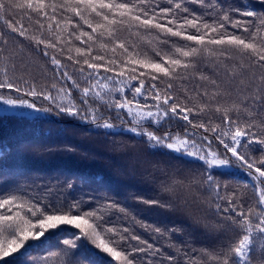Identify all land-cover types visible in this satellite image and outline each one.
I'll use <instances>...</instances> for the list:
<instances>
[{
  "label": "snow or ice",
  "instance_id": "snow-or-ice-1",
  "mask_svg": "<svg viewBox=\"0 0 264 264\" xmlns=\"http://www.w3.org/2000/svg\"><path fill=\"white\" fill-rule=\"evenodd\" d=\"M191 2L207 11L198 14L186 6V0H0V20L8 30H0V104L56 110L103 130L117 125L101 109H115L126 130L149 147L203 162L207 170L203 182L217 201L226 200V206L215 203V215L221 219L205 226L224 240L219 251L201 250L207 261L193 257L190 264H253L258 242L264 256V155L254 158L248 152L252 144L264 146V12L250 4L225 9L219 0ZM17 14L20 19L9 18ZM24 17L38 25L39 35L29 33ZM44 20L49 21L46 28ZM12 33L33 41L38 51L43 45L54 73L50 85L17 72L18 52L7 49V36ZM74 41L79 45L73 49ZM142 45L152 47L145 50ZM204 63L212 66L213 76L200 71ZM194 78L204 83L191 94L185 88L183 98H178L174 81ZM73 91L79 93L78 100ZM37 100L46 101L48 107H38ZM213 114L219 115V123ZM177 119L186 122L183 135L157 134L164 123ZM213 140L223 146L222 153L213 148ZM10 158L11 152L0 145V174ZM234 166L246 170L254 182L257 200L247 210L235 193L220 195L221 184L212 174L214 169L224 174ZM198 182L193 180L189 187ZM162 188L173 190L172 185ZM143 202L171 207L159 200ZM103 221L101 209L82 211L80 201L63 208L37 203L21 189L0 193V264H17V257L32 248L31 242L46 239L51 230L64 231L61 226L78 230L62 241L67 248H78L82 238L91 242L93 247L84 255L89 264H100L99 252L111 258L107 264H135L133 253L153 250L139 236H124ZM155 231L161 233L160 228ZM129 240L146 247L128 251L124 245ZM159 253L156 248L150 254Z\"/></svg>",
  "mask_w": 264,
  "mask_h": 264
},
{
  "label": "trees",
  "instance_id": "trees-1",
  "mask_svg": "<svg viewBox=\"0 0 264 264\" xmlns=\"http://www.w3.org/2000/svg\"><path fill=\"white\" fill-rule=\"evenodd\" d=\"M262 2L264 0H219L225 9L250 4L257 12H264ZM186 6L198 14L207 11L191 0H186ZM234 16L238 18L237 14ZM9 18L18 20L20 15H10ZM22 22L30 34H40L34 21L24 17ZM48 22L43 21L45 28ZM0 30L8 31L2 20ZM44 35L49 38L46 31ZM51 38L54 40V37ZM7 39V49L18 52L17 72L29 74L41 85H50L54 73L49 59L43 55V45L38 51L33 41L14 33L9 34ZM78 45L79 42L74 41L73 49ZM151 47L142 45L145 50ZM48 51L53 52L52 49ZM59 58L71 66L64 56ZM199 69L213 76L210 64H201ZM203 83L198 78L177 80L174 81L173 91L178 98H183L185 88L191 94L197 84ZM72 94L79 99L77 91ZM128 95L131 96L130 93ZM36 104L48 107L46 101L37 100ZM5 107L0 104V111ZM101 111L106 116L110 115L117 127L97 129L78 118L58 115L56 110L46 112L43 117L0 113V145L11 152V158L5 162L3 174H0V193L21 189L37 203L67 208L80 201L82 211L101 209L103 222L108 227H115L124 236H139L154 246L149 253H133L135 264H190L193 257L197 261H207L201 250L219 251L224 237L205 225H213L221 219L215 215V203L226 206V200L217 201L215 193L208 190L203 182L207 175L203 162L167 149L151 148L144 139L126 130L127 125L116 118L115 109L108 111L102 108ZM213 120L219 123V115L213 114ZM185 124L179 119L168 121L157 134L171 131L183 135ZM198 131L203 133L202 129ZM213 148L223 152V146L215 140ZM248 152L252 157L259 158L264 155V146L252 144ZM242 171L246 174L239 171L221 174L219 169L212 170V174L221 184L220 195L227 197L235 193L247 210L255 205L257 195L252 187V178L248 177L246 170ZM193 180L199 182L191 183L189 187ZM162 185H172L173 190L164 191ZM224 185H227L226 189ZM145 200H159L162 204L170 203L171 207L149 205L143 202ZM112 204L116 207H108ZM121 208L125 211L121 212ZM61 227L65 230H51L52 235L46 239L31 242L32 248L23 257H17V264H89L84 255L86 249L93 247L91 242L82 238L77 241L78 248H67L62 241L73 238L72 234L78 233V230L71 226ZM125 228L127 233L123 232ZM156 228H160L161 233H157ZM124 246L131 251L132 248L146 247V244L129 240ZM156 248L160 249V253L151 255ZM53 252L57 255L50 256L49 253ZM168 256L175 259L170 262ZM110 259L107 254L99 252L100 264H107ZM262 261L264 256L258 242L253 264H262Z\"/></svg>",
  "mask_w": 264,
  "mask_h": 264
},
{
  "label": "rangeland",
  "instance_id": "rangeland-1",
  "mask_svg": "<svg viewBox=\"0 0 264 264\" xmlns=\"http://www.w3.org/2000/svg\"><path fill=\"white\" fill-rule=\"evenodd\" d=\"M0 113H2V114L3 113L4 114L5 113H10V114H14V115L30 116V117H34V116L43 117V116H46V112H44V111H33V110L23 109V108H21V109H11V108H8V106L3 108V110H1ZM186 157H188V156H186ZM189 158H192V157H189ZM192 159H194V158H192ZM225 171H239L240 173L242 172L243 174H246V173H244L242 171V169H240L238 167H235V166L232 167L231 169H227ZM248 177H250V176L248 175Z\"/></svg>",
  "mask_w": 264,
  "mask_h": 264
}]
</instances>
